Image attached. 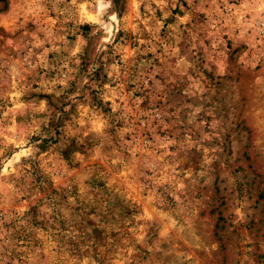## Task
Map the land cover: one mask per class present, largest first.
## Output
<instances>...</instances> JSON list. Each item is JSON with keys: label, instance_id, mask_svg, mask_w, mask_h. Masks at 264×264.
<instances>
[{"label": "rangeland", "instance_id": "374dc122", "mask_svg": "<svg viewBox=\"0 0 264 264\" xmlns=\"http://www.w3.org/2000/svg\"><path fill=\"white\" fill-rule=\"evenodd\" d=\"M0 264H264V0H0Z\"/></svg>", "mask_w": 264, "mask_h": 264}]
</instances>
